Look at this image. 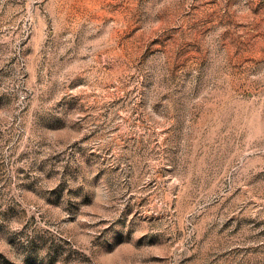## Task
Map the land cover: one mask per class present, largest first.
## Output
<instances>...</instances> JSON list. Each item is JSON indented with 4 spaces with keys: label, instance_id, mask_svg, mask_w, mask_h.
Returning <instances> with one entry per match:
<instances>
[{
    "label": "rangeland",
    "instance_id": "rangeland-1",
    "mask_svg": "<svg viewBox=\"0 0 264 264\" xmlns=\"http://www.w3.org/2000/svg\"><path fill=\"white\" fill-rule=\"evenodd\" d=\"M0 264H264V0H0Z\"/></svg>",
    "mask_w": 264,
    "mask_h": 264
}]
</instances>
